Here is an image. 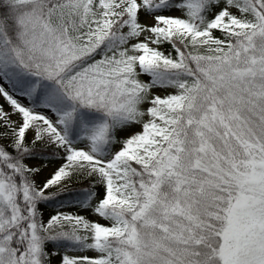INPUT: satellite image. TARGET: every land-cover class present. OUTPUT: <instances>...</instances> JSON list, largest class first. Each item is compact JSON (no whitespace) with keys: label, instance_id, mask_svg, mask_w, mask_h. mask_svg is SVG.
I'll use <instances>...</instances> for the list:
<instances>
[{"label":"snow or ice","instance_id":"obj_1","mask_svg":"<svg viewBox=\"0 0 264 264\" xmlns=\"http://www.w3.org/2000/svg\"><path fill=\"white\" fill-rule=\"evenodd\" d=\"M0 264H264V0H0Z\"/></svg>","mask_w":264,"mask_h":264}]
</instances>
